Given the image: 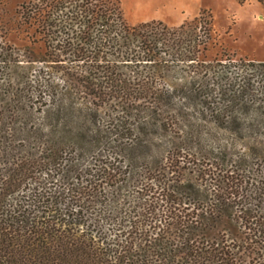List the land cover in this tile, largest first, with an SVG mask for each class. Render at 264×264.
Segmentation results:
<instances>
[{
    "label": "trees",
    "instance_id": "16d2710c",
    "mask_svg": "<svg viewBox=\"0 0 264 264\" xmlns=\"http://www.w3.org/2000/svg\"><path fill=\"white\" fill-rule=\"evenodd\" d=\"M71 6L61 26L82 69L60 89L0 32V264H245L248 244L212 233L241 221L264 248V62L206 64L191 25ZM44 9L27 19L57 27ZM124 187L141 205L125 211Z\"/></svg>",
    "mask_w": 264,
    "mask_h": 264
},
{
    "label": "rangeland",
    "instance_id": "374dc122",
    "mask_svg": "<svg viewBox=\"0 0 264 264\" xmlns=\"http://www.w3.org/2000/svg\"><path fill=\"white\" fill-rule=\"evenodd\" d=\"M111 1L116 4L124 20L131 26L162 23L170 29H178L183 25H191L189 33L198 35L207 46L205 51L204 46H201L202 53H199V57L205 59L206 64L215 65L219 61L225 63L229 59H233L232 62L236 64L240 62L239 59L264 62V6L257 0H247L243 3L239 0ZM63 2L66 6L72 7V0H0L2 38L21 59L33 61L32 73L35 79L41 77L44 85H57L59 89L67 83H76L82 69L69 44L64 41L68 36L61 25L64 23L63 15L68 14L69 9L59 10ZM36 4L45 8L44 19L57 24V27L44 30L39 22L27 19V7ZM59 28L60 33L55 32ZM45 32L49 35L47 36ZM48 39L57 40L49 44ZM202 100L203 97L196 99L192 96L187 104L189 113H194L195 117L200 116L196 109L202 106ZM189 177L203 182L201 175L191 174ZM56 183L55 181L54 184ZM57 187L59 188V184H56L55 188ZM109 189L110 186L107 190ZM130 189L129 187L122 189V193L129 195L125 211L132 209L136 204L141 205L144 201L137 198L141 195L136 192L129 194ZM240 222L226 219V226L219 228L212 235L227 234L226 238L228 239V236L233 238L236 244L244 246L248 244L251 248L241 253L243 262L264 264V248L252 243L254 232L246 229ZM248 225L251 226L250 221ZM111 227H113L111 224L105 223L103 230L113 233V230H109Z\"/></svg>",
    "mask_w": 264,
    "mask_h": 264
}]
</instances>
